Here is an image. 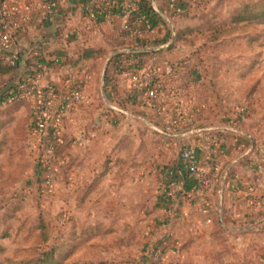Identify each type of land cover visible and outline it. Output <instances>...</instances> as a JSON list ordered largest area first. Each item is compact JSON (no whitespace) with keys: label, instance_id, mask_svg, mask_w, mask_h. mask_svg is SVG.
Instances as JSON below:
<instances>
[{"label":"rangeland","instance_id":"rangeland-1","mask_svg":"<svg viewBox=\"0 0 264 264\" xmlns=\"http://www.w3.org/2000/svg\"><path fill=\"white\" fill-rule=\"evenodd\" d=\"M192 7L152 41L97 28L74 61L0 75V264H264V0ZM146 40L166 45L162 119L119 57ZM185 145L216 149L236 183L221 172L205 201L169 186Z\"/></svg>","mask_w":264,"mask_h":264},{"label":"crops","instance_id":"crops-1","mask_svg":"<svg viewBox=\"0 0 264 264\" xmlns=\"http://www.w3.org/2000/svg\"><path fill=\"white\" fill-rule=\"evenodd\" d=\"M199 1L200 0H179L183 5L185 4L184 6L188 13L192 11V6ZM123 2L125 4H139V0H123ZM6 6L10 14L8 22L11 23L10 25L13 32L17 34L14 38L15 41L11 42L10 51L13 54H17L18 58H20L19 66L24 72L28 70L25 64L30 58L39 57L40 59H46L48 62H58L62 58L60 55L61 53H59L60 49L64 50L67 54L66 56H68L63 59L64 61L71 62L76 58H80L79 51H74V49H77L78 46L81 51L83 48H87L88 44H86V42L89 38L97 36V28H105L109 36L111 35L114 38H119L122 29L127 25L131 30L141 31V34H139L137 38L142 40L149 36L150 38L147 37L148 40H153L152 34L145 33L141 25L135 22V19L132 17H121L113 14L102 19L101 22L95 23L90 20L87 17V11L96 10L101 7V0H6ZM152 7L162 19L167 18L168 14L171 15L167 8V0H152ZM101 34L102 33H100V35ZM108 35H106L107 38ZM145 42L148 41L146 40ZM45 69H47L45 66H41L40 70L36 67L32 70H34L36 74H41ZM69 71L72 72L71 69H69ZM112 109H114V107H112ZM182 137L183 136H177V138ZM215 151L203 148L202 151L198 150L196 157L199 166L204 171H209L211 166L216 164L219 167V174H221V172L223 173V182L225 183L227 174H230L229 168L231 167V163L224 168L223 158H220L219 155H212ZM212 157H214V159ZM180 167H182L181 169L183 171V165ZM235 179H231L228 184L236 183L237 180ZM171 182L173 183L172 180ZM170 185H176L177 188L184 191L183 193L187 194L188 197L193 193V184L187 178L181 183H170L169 186ZM169 186L167 185L166 189H168ZM248 186L249 185H247V187ZM247 187H244L243 191L237 190V194L240 196L242 194L248 196L249 194L256 195L254 190H249ZM227 191L228 190L220 188L218 192H216L218 198L224 197L225 195L227 196ZM166 198L168 197L166 196ZM244 199L247 201L245 197ZM260 203H264V198Z\"/></svg>","mask_w":264,"mask_h":264},{"label":"built area","instance_id":"built-area-1","mask_svg":"<svg viewBox=\"0 0 264 264\" xmlns=\"http://www.w3.org/2000/svg\"><path fill=\"white\" fill-rule=\"evenodd\" d=\"M101 2V7L96 10L87 11V17L95 23L101 22L102 19L116 14L121 17H135V22L141 25L143 31L147 34L153 31L154 27H152L151 23L145 16L139 13L137 4H125L123 0H101ZM167 8L168 11L175 16H182L184 14V9L180 6L179 0H167ZM9 16L10 14L6 6V0H0V50H8L9 43L13 37L11 25L8 22ZM124 30L130 32V35L137 37L141 34L140 30H131L127 25L124 26ZM165 47L166 45L157 47L156 45L150 44V46H148L150 56L147 59V63L143 66H139L138 59L131 57L129 58L130 69L127 71L135 90L139 92L143 91L145 93L144 97L149 100V105L156 104V110L161 119L164 116V111H166L163 101L170 92L166 91L164 81L163 79H160V70L155 67V62L156 52ZM121 53H127V51L124 50ZM5 62L7 65L15 67L18 62L17 54L12 53L5 59ZM33 89H35V87H33ZM37 93H40L39 89ZM71 98L73 101L78 102L81 100V95L78 92H74L72 93ZM177 109L178 108L176 107L175 110ZM174 122L176 123V121ZM180 160L186 178L193 184L192 194H195L200 200L205 201L202 198L205 191L210 189L220 180L219 167L214 164L209 171L201 169L195 151L188 145H185L181 150ZM203 213L207 214L205 208L203 209Z\"/></svg>","mask_w":264,"mask_h":264},{"label":"trees","instance_id":"trees-1","mask_svg":"<svg viewBox=\"0 0 264 264\" xmlns=\"http://www.w3.org/2000/svg\"><path fill=\"white\" fill-rule=\"evenodd\" d=\"M180 6L184 9V16H186L187 14V10L186 7L183 5L182 2H179ZM138 9H139V13L143 16H145L148 21L151 23L152 27H156L159 24H162V18L160 17V15L158 13H156V11L153 9L152 7V0H139V4L137 5ZM261 17H264V13H262L260 15ZM135 19V17H132ZM129 35V32L127 30L122 29V33L121 36L125 38L126 35ZM145 43V42H144ZM10 44L9 43V48L8 50H0V75L2 76H10L11 78H15V76H20L19 74H21L20 71V66H19V61L20 58H18V62L17 65L15 67H11L9 65H3V63L5 62V59L11 55V51H10ZM143 45H145L146 47H142ZM147 42L146 44H142L140 45V47L136 46L133 47L131 49H126L125 51H127V53H121L119 55L120 58L124 59V58H137L138 59V63L139 66H142L141 62L144 63L145 58H149L150 56V51L148 49ZM18 57V55H17ZM117 57L116 60L119 58ZM118 63H120L121 61H117ZM50 62H48L46 59H40L39 57L35 58L34 61V67L36 66L37 69L40 70L41 66H45V68L49 67ZM26 67L30 66L28 65V63L25 64ZM28 69V68H27ZM10 85V83H9ZM24 92L23 89H18V87L15 88V86H12L10 88V86L4 90L3 93H6L7 96L10 95V98H12V95H18L21 98V94ZM231 181V174H227L226 179H225V183L228 184ZM223 198V197H222Z\"/></svg>","mask_w":264,"mask_h":264}]
</instances>
